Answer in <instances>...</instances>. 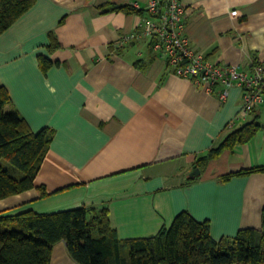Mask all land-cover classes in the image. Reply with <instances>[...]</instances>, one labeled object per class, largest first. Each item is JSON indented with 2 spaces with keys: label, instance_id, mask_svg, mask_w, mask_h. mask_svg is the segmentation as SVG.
<instances>
[{
  "label": "crops",
  "instance_id": "obj_1",
  "mask_svg": "<svg viewBox=\"0 0 264 264\" xmlns=\"http://www.w3.org/2000/svg\"><path fill=\"white\" fill-rule=\"evenodd\" d=\"M148 1L36 0L0 34L8 110L36 133H54L36 178L50 196L34 188L0 200V213L108 209L121 240L154 237L182 212L209 221L217 241L261 227L264 172L236 174L264 166V104L237 120L238 87L222 102L217 92L177 76L148 39L123 42L149 17ZM182 2L197 53L243 71L264 62V0ZM135 3L142 14L116 10ZM255 119L261 128L249 142L198 166ZM195 169L200 176L191 178ZM50 264L78 263L59 242Z\"/></svg>",
  "mask_w": 264,
  "mask_h": 264
},
{
  "label": "trees",
  "instance_id": "obj_2",
  "mask_svg": "<svg viewBox=\"0 0 264 264\" xmlns=\"http://www.w3.org/2000/svg\"><path fill=\"white\" fill-rule=\"evenodd\" d=\"M35 3L0 0V34ZM116 10L143 12L131 6ZM52 46L58 44L53 42ZM11 102L9 92L0 85V161L11 165L8 168L0 164V200L39 187L40 197H49L43 187L36 186V178L54 133L50 129L32 131L17 110H8ZM260 128L256 119L244 124L200 158L198 166H206L224 150L246 144ZM259 172H264V166L236 175ZM59 242L66 244L70 257L78 264H264V209L260 228L243 229L235 237L218 241L211 235L209 221L200 222L189 212L179 214L170 228H162L154 237L128 240L119 239L111 227L108 209L0 213V264H50L53 248Z\"/></svg>",
  "mask_w": 264,
  "mask_h": 264
},
{
  "label": "built area",
  "instance_id": "obj_3",
  "mask_svg": "<svg viewBox=\"0 0 264 264\" xmlns=\"http://www.w3.org/2000/svg\"><path fill=\"white\" fill-rule=\"evenodd\" d=\"M132 7L142 11L138 3ZM145 11L149 17L140 19L134 32L125 36L123 42L148 39L152 50L177 76L207 93L217 92L222 102L228 99L232 88L238 87L242 91L243 107L237 120L264 104V62H255L248 71H243L237 65L218 64L197 53L186 34L182 0H149Z\"/></svg>",
  "mask_w": 264,
  "mask_h": 264
},
{
  "label": "water",
  "instance_id": "obj_4",
  "mask_svg": "<svg viewBox=\"0 0 264 264\" xmlns=\"http://www.w3.org/2000/svg\"><path fill=\"white\" fill-rule=\"evenodd\" d=\"M200 170L199 169H195L192 173H191V178H196L200 176Z\"/></svg>",
  "mask_w": 264,
  "mask_h": 264
},
{
  "label": "rangeland",
  "instance_id": "obj_5",
  "mask_svg": "<svg viewBox=\"0 0 264 264\" xmlns=\"http://www.w3.org/2000/svg\"><path fill=\"white\" fill-rule=\"evenodd\" d=\"M0 164L8 168L11 166L7 161H0Z\"/></svg>",
  "mask_w": 264,
  "mask_h": 264
}]
</instances>
